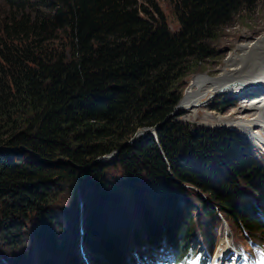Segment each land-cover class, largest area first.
<instances>
[{
    "label": "trees",
    "instance_id": "16d2710c",
    "mask_svg": "<svg viewBox=\"0 0 264 264\" xmlns=\"http://www.w3.org/2000/svg\"><path fill=\"white\" fill-rule=\"evenodd\" d=\"M163 1L179 25L175 32L156 0H1L0 148L16 149L0 153L3 244L11 245L23 221L40 218L45 233H35L32 244L40 243L42 235L55 262L63 245L61 238L48 233L56 217L47 209L57 199L56 186L65 180L68 191L94 190L95 204L116 201L119 196L103 166L94 164L116 151V168L134 182L136 227L141 224L153 244L162 237L170 240L175 248L172 264L203 259L195 254L197 244L189 241L194 228L190 207L184 206L177 222L173 219L182 210L177 192L191 194L179 183L210 201L200 197L204 228L213 232L220 215L247 233L264 236V209L258 212L260 202L238 188L244 181L251 195L264 203V168L249 156L248 146L232 133H221V143V134L214 132L211 145H203L195 141L203 132L187 137L180 124L165 122L181 99L182 81L213 55L211 41L236 15L264 6V0ZM235 48L219 75L190 79L180 105H205L218 93L235 99L234 106L248 98L229 117L208 124L233 129L260 152L264 163V92L259 90L264 86V34ZM202 116L197 111L195 120ZM163 122L155 138L123 146L138 129ZM254 127L262 135L254 133ZM225 143L237 148L225 149ZM143 178L148 194L138 187ZM153 212H158L157 220ZM82 227L83 240L96 243L89 238L92 223ZM95 228L105 234L100 226ZM138 231H132L136 238ZM120 239L115 232L108 234L98 240L99 250L107 251L112 264H140L133 252L118 249L124 243Z\"/></svg>",
    "mask_w": 264,
    "mask_h": 264
},
{
    "label": "rangeland",
    "instance_id": "374dc122",
    "mask_svg": "<svg viewBox=\"0 0 264 264\" xmlns=\"http://www.w3.org/2000/svg\"><path fill=\"white\" fill-rule=\"evenodd\" d=\"M156 1L160 4L161 9L163 10V14L167 20L170 30L172 32L177 31L179 25L175 21V18L171 13L170 8L163 0ZM262 34H264V6L259 5L252 11L241 12L236 15L233 18L231 25L223 28L216 35L214 40L211 41V44H209V48L211 49L212 46L215 49H211L213 55L209 59H206L200 64H198L194 68V71H192V73H190L182 81V96L177 106V111L181 110V112H179L178 115L174 116V118L171 120L177 125L180 124L181 128H183V130L187 133V137H196L192 135L193 132H203L204 135L200 138H196L195 141L198 142L201 140L203 145H211L212 132H214L212 134L232 133L237 136L242 142H246L239 134L234 132L233 129H229L228 127L223 126L215 128V125L209 126L208 123L211 122V120L213 119H222L227 117L232 112L236 111V107L238 108L241 105H245L246 100L248 98L243 99V101L245 102H241V99H238L239 102H237V106H234L233 101H236L235 99H230V96H225L224 94L218 93L214 94L208 104L205 105L196 106L192 108H184L182 105H180V103L187 91L190 79L192 77H214V75H219V71L225 67L227 59L229 58L231 53L235 51L236 46H238L242 42H252L258 39ZM245 38L247 39V41H244ZM197 111H200L202 113L203 120H195ZM252 130L255 131L254 133L262 135L261 129L258 127H254ZM222 134L220 135L222 138L221 143L224 142ZM145 137V135H141V137L138 138L137 141L141 142L147 139V137ZM151 137L155 138L156 132L153 133L149 138ZM130 140H128L127 142H129ZM181 141L183 140L181 139L180 142ZM188 141L190 140L188 139ZM245 144L248 146L247 148L251 152L249 156L253 157L261 165V167L264 168V163L261 162L257 156L260 154V152L258 150H255L253 145L251 146L248 143ZM225 146V149L237 148L234 144H230L229 146L226 144ZM197 160L198 159H195V161ZM223 160L225 159L220 158V161ZM115 161L112 164H109L110 160L107 162L105 161L106 164H104L105 166L103 167L106 179L113 185L116 195L119 196V198L116 199V201L114 202L110 201L101 204H95L94 190L79 189L80 187H74L72 191H68V189L65 188V180L61 181L62 183H59L56 186V192L54 196L57 199L54 200V202L51 203L50 208L47 209L49 210V212H51L49 214L56 217L50 225L52 226L54 224V227H56V231L54 227H51L50 232L48 233L53 232V235L57 236V238L59 239L61 238L63 245L62 251L55 260V262L52 258L53 256L50 254V251L46 246L47 244L45 245L46 239H42L40 237L42 235L39 236V239L37 238L41 244L37 242H35V244H32L35 241V233L39 234V232H44L42 229L45 228V223L39 224V218L37 222L34 219L28 220L30 223L29 226L27 223L28 221H23L20 233L12 234L14 235V237H12V241H10L11 245L3 244L0 239V264H36L39 258L41 264H45L46 261H50L54 264H79V261L76 258L77 250L80 256L83 258V261L84 258H86L87 264H95L93 263L89 254L86 256L84 251L81 252V246L83 247L84 245V247L86 248L85 251H89V253L92 255V258L96 262L101 260L100 264H107V262L111 259H107L108 261H106L104 260L105 258H102V253L99 250L98 240H101L108 234L114 232L115 235L121 238L120 240H122L124 243H127L131 250H137L138 246L140 245L146 246L148 243H145L144 241L140 242L141 240L136 241V238L132 235V229L137 228L138 226L136 227V223L139 222L137 211L135 209V206L133 204L134 202L132 199V189L135 188L134 182L131 180L130 176L126 175L125 173H121L120 170L116 168ZM194 164L197 167L200 162H196ZM58 179H60V177H58ZM139 180L142 182L138 184V187L141 185V188L139 187V189L143 190L145 194H148V192L145 191H147L149 185H147L145 178H143V180ZM63 184L64 186H62ZM178 185L182 189L191 192V194H183L181 192H177L179 194V197L177 198L178 209L180 208L182 210L179 214L175 215L173 219L177 222L182 213H185L184 206H189L190 210L192 211L190 213L194 220V228L190 232L191 239L189 241L191 243H196L197 248L201 246L204 249V252H207L208 247L210 245L208 246V244L205 243L204 238L206 236L205 231L206 229L209 230V228H204L203 225L204 216L201 208L200 197L207 200L208 203H210V201L204 194L200 193L194 188L181 183H179ZM238 188L241 189L246 196L252 198L256 202H260L261 206L258 212L262 211L261 208L264 209L263 201L257 196L253 197L251 195L250 191L247 189L246 184H244V181H239ZM147 199L149 203L153 202L151 201V196H149ZM83 202L85 209L82 207ZM139 205L141 206V204ZM96 206H98V208ZM157 213H154L155 220H157ZM1 216L2 215L0 213V218ZM117 216L120 217L116 218ZM35 222L37 223V227L35 226ZM90 223H92L93 232L92 234H90L89 238H91L93 242L94 239L95 241L97 240L96 243H94L93 245L89 244V240H82L81 237L79 238L81 233H85L82 226H85L87 228L89 227ZM214 224L215 230L213 232L209 230V236H206L207 238H210L211 244L214 248L213 250H216L221 246L223 238H226V236L232 237V242L237 246H249L250 241H253L254 244L249 247L248 251L254 257L255 264H264V246L260 245H264V236L259 235L260 233H247L246 231L241 229V227L233 225L230 221H228L227 223L224 220L223 216L220 215L216 216ZM101 225L103 226L101 227ZM99 226L101 229H103V232L105 233L104 235L103 233L100 234V232L96 231L95 227ZM106 226L108 227L106 228ZM2 232L5 233L4 230ZM185 235H187V232L184 233V236ZM157 243L158 250H160L163 245H171L170 240L166 241L164 239L158 241ZM105 248L109 249L111 247L109 245H105ZM132 252L139 259L144 255H140L136 251ZM153 254L156 259H160L158 252Z\"/></svg>",
    "mask_w": 264,
    "mask_h": 264
},
{
    "label": "bare ground",
    "instance_id": "6f19581e",
    "mask_svg": "<svg viewBox=\"0 0 264 264\" xmlns=\"http://www.w3.org/2000/svg\"><path fill=\"white\" fill-rule=\"evenodd\" d=\"M261 86V85H260ZM255 88H261V87H259V85H257V86H255ZM263 88H264V86H262V88L261 89H259L260 91H263L264 92V90H263ZM231 92V91H230ZM229 92V93H230ZM260 98H258V99H256V100H259ZM244 142V141H243ZM116 160V159H115ZM102 166V165H101ZM105 166V165H104ZM103 166V167H104ZM105 210V209H104ZM109 212H110V210H109ZM110 215V214H109ZM115 217V216H114ZM120 216H117L116 218H119ZM110 218V217H109ZM108 218V219H109ZM115 220V219H114ZM139 231H138V237L136 238L135 237V233L134 232H132V235L136 238V241H140V240H143L145 243H148L146 246H143V245H140V246H138V248H137V250H131L130 248H129V246L127 245V243L125 242V243H121V245L119 246V250H122V251H125V252H132V251H136V252H138L139 254L140 253H142V252H144V251H146V248L147 247H149V246H151V245H154L155 246V248H156V250L158 251V249H157V245L156 244H153V243H151V242H149V240L148 239H146V234H145V231L143 230V228H142V226H141V224H139ZM84 230V229H83ZM134 230H136V228L135 229H132V231H134ZM83 235H84V233H81V235L79 236V238L81 237V239L83 240ZM232 237H227L226 236V238H223V241H222V243H221V246L218 248V254H219V256H218V258L216 259V261H221V264L222 263H224V261L226 260V258L228 257V256H230L231 254H232V250L229 248V247H231L232 246V244H233V242H232V239H231ZM161 240H163V237L162 238H160V239H158V241H161ZM85 246V245H84ZM83 246V247H84ZM82 247V248H83ZM127 248H129V250L127 251ZM86 250V248L84 247L83 248V251H84V253L86 254V256L89 254L90 256H91V259H92V261H93V263H95V264H100V262H101V260L100 261H98V262H96L93 258H92V255L89 253V251H85ZM128 254H130L131 255V253H128ZM158 254H159V252H158ZM94 256V255H93ZM102 256V258H105L104 260H106V261H108L109 259L108 258H106V256H108V253H107V251H106V253L105 254H102L101 255ZM76 258H77V260L79 261V264H85V262L83 261V258L80 256V254L78 253V250H77V255H76ZM81 259V260H80ZM108 259V260H107ZM88 260V259H87ZM109 263H111L110 261H108L107 262V264H109ZM36 264H40V258H39V260H38V262L36 263ZM112 264V263H111ZM215 264H218V263H215ZM236 264H248V263H245V261H243V260H240L239 259V257L236 259Z\"/></svg>",
    "mask_w": 264,
    "mask_h": 264
},
{
    "label": "water",
    "instance_id": "95a60500",
    "mask_svg": "<svg viewBox=\"0 0 264 264\" xmlns=\"http://www.w3.org/2000/svg\"><path fill=\"white\" fill-rule=\"evenodd\" d=\"M251 87H253V85ZM177 106L174 108L173 112L167 117V119H166L165 122H168V121L172 120L174 118V116L178 115V113L181 112V110L177 111ZM163 124H164V122L162 124H159V125L153 127V128H142V129H138L136 131V133L134 134L133 138L129 142H126L123 146L124 147L125 146H129V147L130 146H133L134 144H136V142H139L137 140H138V138L141 137V135H145L147 138H149ZM19 150H22V149H19ZM14 151H16V149L15 150H11V149H7V148H0V153H5V152L6 153H9V152L11 153V152H14ZM31 155L34 156L36 160H39V158L37 156H35L33 154H31ZM117 155H118V151H116L114 153H111L110 155L103 156V157L99 158L96 162H94V164L104 166V164H106V162L109 161V160H110V163L109 164H112L115 161ZM60 162L61 161H58L57 163H60Z\"/></svg>",
    "mask_w": 264,
    "mask_h": 264
}]
</instances>
